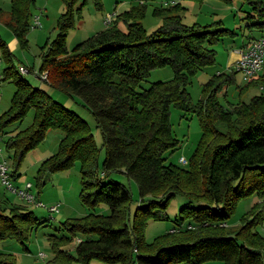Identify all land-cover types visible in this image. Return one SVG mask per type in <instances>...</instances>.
<instances>
[{
  "label": "trees",
  "instance_id": "1",
  "mask_svg": "<svg viewBox=\"0 0 264 264\" xmlns=\"http://www.w3.org/2000/svg\"><path fill=\"white\" fill-rule=\"evenodd\" d=\"M246 1L250 4L247 24L264 27V0ZM32 4L33 0H10L3 19L22 46L27 44ZM180 9L178 2L156 8L163 21L146 33L139 20L144 14L140 0L119 15L126 29L114 20L70 49L65 35L73 23V10L57 19L58 32L41 53L39 72H46L44 79L50 86L78 96L93 114L104 149L102 172L89 125L20 73L3 68L5 78L10 77L16 87L10 105L0 115V130L33 109L32 122L3 140L7 149H14V170L22 155L43 141L48 129H60L63 134L57 149L39 163L37 180L77 158L81 161V200L93 206L103 202L109 208L106 214L89 211L69 221L71 235L81 234L75 254L60 247L61 239H52L53 256L47 264H86L94 256L119 264H199L209 259L221 260V264H264V235L253 229L263 219V208L257 207L264 206V79L262 75L248 79L247 83L259 81L261 91L248 101L225 106L216 91L233 77L217 72L206 82L202 97L190 105L189 75L213 63L211 44L234 31L219 22L186 25ZM0 46L8 60L10 51L2 39ZM165 64L172 66V78L139 86L151 68ZM171 103L193 111L202 127L188 167L164 161V152L178 143L170 129ZM113 170L134 179L139 199L146 200L133 215L131 191L109 177ZM254 191L261 196L259 204L243 212L231 227L228 219L238 201ZM175 194L186 200L176 225L146 241L144 220L164 218L166 203ZM3 201L0 198V236L11 228L20 233L27 229L34 218L32 211L23 204ZM0 264H15L11 253L0 252Z\"/></svg>",
  "mask_w": 264,
  "mask_h": 264
},
{
  "label": "rangeland",
  "instance_id": "2",
  "mask_svg": "<svg viewBox=\"0 0 264 264\" xmlns=\"http://www.w3.org/2000/svg\"><path fill=\"white\" fill-rule=\"evenodd\" d=\"M139 2L140 0H74L71 9L69 8L70 0H33L30 26L25 32L27 44L22 46L3 21L9 11L10 0H0L2 9L0 39L5 42L10 51L7 60L0 46V115L10 105L16 87L10 77L5 78L3 68L9 66L11 71L20 73L33 86L41 87L57 101L73 109L89 125L94 142L98 147V170L102 172L104 149L101 145V133L96 126L93 114L80 102L78 96H68L45 81L42 75L46 72H39L40 56L46 48L45 45L51 43L50 41L57 34V19L62 12L68 10L72 12L73 10V23L67 27L65 35L66 47L70 49L76 42L106 27L104 19L107 14L112 16L110 23L116 20L120 28L126 29V21L119 15L128 10L131 5ZM175 2L180 5L181 21L186 25H213L219 22L222 26L234 31L220 35L211 44L215 50L213 63L207 64L189 75L186 90L190 105L196 104L202 97L206 82L217 72L230 74L233 77V80L216 91L217 99L222 105L228 106L233 103L237 104L239 101H248L252 95L260 92L259 81L247 83L248 80L243 79L241 74L235 72L232 65L230 66L233 56L230 50L233 46H244L251 38L264 35V27L258 28L247 24L250 4L246 0H143L144 14L139 20L144 32L152 33L161 25L163 19L155 11L156 8L167 7ZM35 15H39L40 24L38 25L34 22ZM19 66L25 67L26 71L21 70ZM260 72L264 79V58ZM173 75V68L169 64L154 67L140 80L139 86L147 87L152 81L167 80ZM261 82L263 81L261 80ZM168 108L171 133L178 139V143L173 149L164 152V161L188 167L189 159L197 147L202 132L199 118L193 111L184 110L173 103ZM25 113L22 119L12 120L3 127V130H0V161H4L8 173L6 182L0 173V198L10 203L23 204L32 211L34 218L28 228L22 229L21 233L18 229L16 232H12V228L5 231V234L0 236V252L11 253L15 264H47L53 256L52 239H61L60 247L70 254H75L77 238L81 234L76 232L71 235L72 232L67 226L69 221L74 222L75 219L85 216L89 211L106 214L109 213V208L103 202H98L93 206L81 200V161L77 158H74L68 167L46 172L40 180H37L36 171L39 163L57 149L59 139L63 134L60 129H48L43 141L27 150L22 155L17 169L14 170L12 163L14 149H7L3 140L17 129L32 122V107L28 108ZM180 157H184L185 160H180ZM109 177L119 180L129 187L132 197L130 214L133 215L138 204H144L146 201L139 199L137 183L119 170L111 171ZM7 182H10L11 187L16 190L13 191ZM26 182L31 183L30 187H25ZM19 189L28 190L30 194H33V199L28 200L21 197L17 192ZM260 199L261 196L255 191L242 197L228 219L230 226L238 222V218L243 212L254 208L257 203L259 204ZM185 201L183 196L175 194L166 203L164 218L157 220V218L149 217L145 219V225H143L145 240L152 241L155 236L176 225L179 209ZM51 205H57V209L49 210L48 207ZM260 208H263V219L253 229L264 235V206L257 207V209ZM183 221L186 222V220ZM119 263V261H107L94 256L86 264ZM172 264L185 263L173 261ZM199 264H221V260L209 259L201 261Z\"/></svg>",
  "mask_w": 264,
  "mask_h": 264
},
{
  "label": "built area",
  "instance_id": "3",
  "mask_svg": "<svg viewBox=\"0 0 264 264\" xmlns=\"http://www.w3.org/2000/svg\"><path fill=\"white\" fill-rule=\"evenodd\" d=\"M112 17V16H111ZM110 14H107L104 22L109 23L111 20ZM34 22L36 25L40 24L39 15L34 16ZM264 58V35L251 38L247 44L244 46H239L237 48V58L232 63V67L235 72H239L243 79L248 80L252 77H255L260 69L262 68ZM23 71H26L24 67L19 66ZM43 78L46 77V73L42 75ZM180 160H185L184 157H180ZM0 173L2 174L3 180L6 182L8 178L7 167L4 161H0ZM25 187H30L31 183L26 182ZM7 185L11 187L10 182H7ZM14 191L15 188L11 187ZM18 194L21 197H25L28 200L33 199V194H30L26 189H19ZM49 210H56L57 205H51L48 207ZM79 239L77 238V241Z\"/></svg>",
  "mask_w": 264,
  "mask_h": 264
},
{
  "label": "crops",
  "instance_id": "4",
  "mask_svg": "<svg viewBox=\"0 0 264 264\" xmlns=\"http://www.w3.org/2000/svg\"><path fill=\"white\" fill-rule=\"evenodd\" d=\"M1 16V15H0ZM4 19V18H3ZM240 45H236L235 47L233 46L231 48V53H232V59L230 60V66L232 65V63L234 62V60L237 58V48L239 47ZM25 68V67H24ZM261 75V72L259 71L258 74L256 76H259Z\"/></svg>",
  "mask_w": 264,
  "mask_h": 264
}]
</instances>
